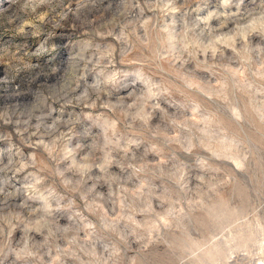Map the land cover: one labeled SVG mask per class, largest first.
<instances>
[{
	"label": "clouds",
	"instance_id": "obj_1",
	"mask_svg": "<svg viewBox=\"0 0 264 264\" xmlns=\"http://www.w3.org/2000/svg\"><path fill=\"white\" fill-rule=\"evenodd\" d=\"M196 68L264 111V0H0V264H264V186L177 156L220 159Z\"/></svg>",
	"mask_w": 264,
	"mask_h": 264
},
{
	"label": "rangeland",
	"instance_id": "obj_2",
	"mask_svg": "<svg viewBox=\"0 0 264 264\" xmlns=\"http://www.w3.org/2000/svg\"><path fill=\"white\" fill-rule=\"evenodd\" d=\"M203 59V57H201ZM217 64H224L230 69H240L239 60H231L227 58L223 61H216ZM194 67V65H189ZM196 82L205 88V91L214 92L211 98L199 94L189 93L188 101H195L200 105V114L210 116L212 119L211 130L218 133L212 147L219 155L220 159L211 156L207 147L194 149L195 155L185 157L183 153L177 152V156L186 165H193L197 157L207 159L208 165L212 169H218L215 173L225 179L233 177L235 183L229 186H223L217 189L214 194V200L207 202L209 207L216 201H222L228 207H236L237 203H246L253 199L252 189L254 187L264 186V123L260 121L259 116L264 115V111L257 114L254 111L256 105L251 95L245 91L233 87L235 79L243 80L248 74L242 69L238 77H232L226 68L216 69V75L213 76L206 72L203 68H196ZM176 88H181L178 81H171ZM176 100H185L180 92H174ZM258 99V98H257ZM235 110V114L233 113ZM191 115L189 111L187 113ZM239 116L241 119L237 120ZM199 118V115L197 116ZM242 142V154L247 155L248 159L244 161L243 170L238 167L240 160L235 161L225 159L226 156L236 155L235 142ZM170 151L166 150L165 155L159 157L150 156V160H164ZM194 169H186L193 171ZM157 184V192L162 191L161 181H155ZM189 189H193L195 195V187L192 183L188 184ZM153 206L160 211L158 202L153 199ZM139 218V217H138ZM252 219L257 220L264 225V215L257 213Z\"/></svg>",
	"mask_w": 264,
	"mask_h": 264
}]
</instances>
